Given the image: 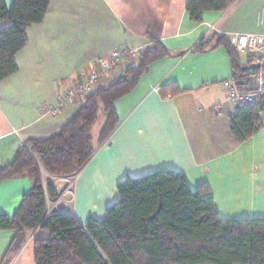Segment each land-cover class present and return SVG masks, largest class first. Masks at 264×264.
I'll return each mask as SVG.
<instances>
[{
	"label": "crops",
	"instance_id": "0c3cea01",
	"mask_svg": "<svg viewBox=\"0 0 264 264\" xmlns=\"http://www.w3.org/2000/svg\"><path fill=\"white\" fill-rule=\"evenodd\" d=\"M4 1L11 8L15 0ZM188 1L52 0L44 22L28 30L17 73L0 83V167L14 161L22 143L65 127L84 102L57 116L44 111L98 59L123 47L153 49L152 36L171 56L153 63L115 104L119 123L109 140L99 146L101 130L93 136L97 150L78 174L72 215L82 227L92 219L103 222L126 178L169 169L184 174L193 191L208 185L205 197L214 199L221 218H264V128L243 143L233 140L230 118L237 110L223 86L234 76L231 59L223 46L192 51L214 36L264 35V0H236L224 12H206L201 24L191 22ZM6 26L0 22V32ZM173 84L183 93H162ZM31 189L27 176L0 183V214L13 217ZM14 237L0 231V264ZM38 237L48 238L49 232L28 233L22 249L4 264H36Z\"/></svg>",
	"mask_w": 264,
	"mask_h": 264
},
{
	"label": "trees",
	"instance_id": "16d2710c",
	"mask_svg": "<svg viewBox=\"0 0 264 264\" xmlns=\"http://www.w3.org/2000/svg\"><path fill=\"white\" fill-rule=\"evenodd\" d=\"M236 0H189L187 12L194 24H201L206 12H224ZM52 0H15L8 8L0 0V83L18 71L17 55L28 44V30L42 24ZM153 49L145 50L115 82L105 85L84 101L83 107L57 134L29 139L14 161L0 167V183L27 176L32 189L23 197L13 217L0 214V231H12L14 240L6 257L18 253L27 234L49 232L36 238V264H264V218L226 220L204 184L193 191L184 174L163 169L141 178H126L117 187L120 199L106 211L103 222L90 220L86 227L71 213H48V199L57 191L51 178L80 173L96 153L93 128L104 116L99 146L105 144L119 123L115 104L129 95L151 65L171 56L156 38ZM223 46L243 83L251 60L243 65L224 37L203 39L192 50L204 53ZM162 93H183L169 85ZM264 96L254 106H244L231 116V136L243 143L264 128Z\"/></svg>",
	"mask_w": 264,
	"mask_h": 264
},
{
	"label": "built area",
	"instance_id": "2783aa9c",
	"mask_svg": "<svg viewBox=\"0 0 264 264\" xmlns=\"http://www.w3.org/2000/svg\"><path fill=\"white\" fill-rule=\"evenodd\" d=\"M229 42L238 56L245 60L250 59L252 65L259 67L250 71L243 83H239L235 79H230L224 83L227 102L235 110L244 106H254L258 103L259 97L264 96V35H233ZM143 52L144 50L141 49L123 47L115 49L98 59L95 68L85 75L79 83L64 92H60L57 103L47 107L44 113L57 116L77 103L84 102L102 88L105 81L113 79L117 74L123 75L128 66L137 61ZM23 146H25V143L21 144V147ZM77 178L78 174L71 178H58L55 181L49 179V182L57 191L58 197L55 200L48 199L47 215L56 212H73L70 204L74 201L65 199L67 191L61 189L63 186L60 183L77 180ZM61 205H63V208L60 207Z\"/></svg>",
	"mask_w": 264,
	"mask_h": 264
},
{
	"label": "rangeland",
	"instance_id": "374dc122",
	"mask_svg": "<svg viewBox=\"0 0 264 264\" xmlns=\"http://www.w3.org/2000/svg\"><path fill=\"white\" fill-rule=\"evenodd\" d=\"M239 58H241L239 56ZM103 118L101 117V119L99 120V122L95 125L94 129H93V136L97 138L101 128H102V125H103ZM47 178V182H49V179L51 178L50 176H48L46 173H44ZM79 174V173H78ZM77 175V174H76ZM75 176V175H73ZM73 176H69V177H55V178H51L53 179V181H55L56 179L58 178H71ZM74 182V183H73ZM75 183H76V180L74 179L73 181H63L60 183V185H62L63 187L61 189H63L64 191H67V193L65 194V199L67 201H69L70 199H72L74 201L75 199V192H74V188H75ZM51 184V183H50ZM52 185V184H51ZM53 186V185H52ZM54 187V186H53ZM55 189V188H54ZM61 189H59L61 191ZM74 196V197H73ZM58 197V196H57ZM71 207H73V202L70 204ZM60 207L63 208V205H61ZM56 213H61V212H56ZM64 213H67L64 212ZM69 213V212H68ZM72 214V213H71Z\"/></svg>",
	"mask_w": 264,
	"mask_h": 264
},
{
	"label": "water",
	"instance_id": "95a60500",
	"mask_svg": "<svg viewBox=\"0 0 264 264\" xmlns=\"http://www.w3.org/2000/svg\"><path fill=\"white\" fill-rule=\"evenodd\" d=\"M258 67L259 66H257V65H251L249 67L244 68V70L247 71V72H249V71H252L254 69H258Z\"/></svg>",
	"mask_w": 264,
	"mask_h": 264
}]
</instances>
